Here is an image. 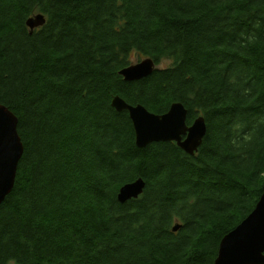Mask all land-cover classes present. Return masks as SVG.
<instances>
[{
  "label": "trees",
  "instance_id": "obj_1",
  "mask_svg": "<svg viewBox=\"0 0 264 264\" xmlns=\"http://www.w3.org/2000/svg\"><path fill=\"white\" fill-rule=\"evenodd\" d=\"M133 54L170 64L127 82ZM115 96L204 116L197 153L139 149ZM0 104L25 147L0 264H214L264 189V0H0Z\"/></svg>",
  "mask_w": 264,
  "mask_h": 264
},
{
  "label": "water",
  "instance_id": "obj_2",
  "mask_svg": "<svg viewBox=\"0 0 264 264\" xmlns=\"http://www.w3.org/2000/svg\"><path fill=\"white\" fill-rule=\"evenodd\" d=\"M44 14L27 21L31 30L46 24ZM33 32V31H32ZM152 58L140 60L120 72L127 82L148 78L157 69ZM118 112H127L136 134V145L144 149L153 143L174 142L187 154L193 156L203 143L208 126L204 116H198L188 124L189 111L182 102L173 103L164 114L150 112L141 104L127 103L121 96L112 102ZM18 117L5 105L0 104V206L14 189L19 163L25 147L18 131ZM146 187L143 178L121 187L118 200L125 204L139 198ZM182 228L176 224L173 231ZM214 264H264V189L255 209L221 241Z\"/></svg>",
  "mask_w": 264,
  "mask_h": 264
},
{
  "label": "rangeland",
  "instance_id": "obj_3",
  "mask_svg": "<svg viewBox=\"0 0 264 264\" xmlns=\"http://www.w3.org/2000/svg\"><path fill=\"white\" fill-rule=\"evenodd\" d=\"M140 60H142V58H141L140 56H138L137 54H133V55H132V61H133V64L138 63ZM169 64H170L169 61H164V62L161 63L160 65H157V67H158V68H161V67H167Z\"/></svg>",
  "mask_w": 264,
  "mask_h": 264
},
{
  "label": "bare ground",
  "instance_id": "obj_4",
  "mask_svg": "<svg viewBox=\"0 0 264 264\" xmlns=\"http://www.w3.org/2000/svg\"><path fill=\"white\" fill-rule=\"evenodd\" d=\"M46 20H47V19H46ZM27 26H28V25H27ZM43 26H44V25H43ZM43 26H42V27H43ZM28 28L30 29V27H28ZM40 28H41V27H40ZM35 30H36V29H35ZM35 30H31V29H30L31 32H32V31H35ZM142 59H146V58H142ZM126 68H127V67H126ZM124 69H125V68H124ZM121 71H122V70H121ZM121 71H120V72H121ZM123 79H124V78H123ZM115 97H116V96H115ZM115 97H114V98H115ZM112 102H113V101H112ZM203 141H204V140H203ZM178 147H179V146H178ZM184 152H185V151H184ZM140 197H141V196H140ZM140 197H139V198H140ZM137 199H138V198H137ZM132 200H134V199H132Z\"/></svg>",
  "mask_w": 264,
  "mask_h": 264
}]
</instances>
